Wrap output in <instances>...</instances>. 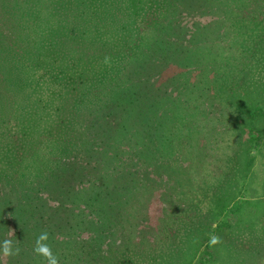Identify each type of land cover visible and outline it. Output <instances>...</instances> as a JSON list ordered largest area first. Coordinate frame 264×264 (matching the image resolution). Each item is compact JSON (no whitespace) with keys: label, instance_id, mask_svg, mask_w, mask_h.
Masks as SVG:
<instances>
[{"label":"trees","instance_id":"16d2710c","mask_svg":"<svg viewBox=\"0 0 264 264\" xmlns=\"http://www.w3.org/2000/svg\"><path fill=\"white\" fill-rule=\"evenodd\" d=\"M248 1L0 0V241L11 229L20 248L0 264H45L33 252L43 231L60 264L99 257L144 207L156 163L200 140L221 162L225 116L241 112L225 96L264 31L244 18ZM3 80L23 90L9 107Z\"/></svg>","mask_w":264,"mask_h":264},{"label":"rangeland","instance_id":"374dc122","mask_svg":"<svg viewBox=\"0 0 264 264\" xmlns=\"http://www.w3.org/2000/svg\"><path fill=\"white\" fill-rule=\"evenodd\" d=\"M242 12L244 18L264 20V0L245 2ZM255 47L253 65L225 96L241 112L238 124L235 112L225 116L221 162L205 161L200 140L197 148L184 151L180 163H156L145 175L144 207L129 208L131 227L124 223L104 253L80 264H154L158 257L166 264H264V31ZM259 71L262 78L256 82ZM1 88L5 106L21 100L23 90L12 94L4 80ZM5 120L13 130L9 115ZM184 229L191 231L188 240ZM212 237L218 240L213 243ZM68 261L76 264L75 257Z\"/></svg>","mask_w":264,"mask_h":264},{"label":"clouds","instance_id":"9594fccd","mask_svg":"<svg viewBox=\"0 0 264 264\" xmlns=\"http://www.w3.org/2000/svg\"><path fill=\"white\" fill-rule=\"evenodd\" d=\"M10 237L5 238L3 241H0V254L5 258L14 257L19 255L20 248L15 246L18 243L16 239L15 243L11 237L14 236V232L9 229ZM49 235L46 231L41 232L35 240V245L33 247V252L35 255L43 257L45 264H60L59 257L54 254L52 247L48 244ZM218 240V237H212V242L215 243Z\"/></svg>","mask_w":264,"mask_h":264}]
</instances>
